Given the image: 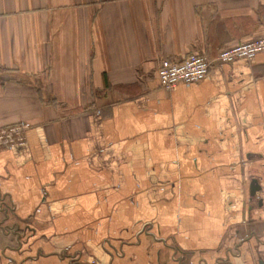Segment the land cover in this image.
I'll list each match as a JSON object with an SVG mask.
<instances>
[{"label": "crops", "instance_id": "0c3cea01", "mask_svg": "<svg viewBox=\"0 0 264 264\" xmlns=\"http://www.w3.org/2000/svg\"><path fill=\"white\" fill-rule=\"evenodd\" d=\"M258 36L264 0H0V264L264 262V52L156 73Z\"/></svg>", "mask_w": 264, "mask_h": 264}, {"label": "built area", "instance_id": "2783aa9c", "mask_svg": "<svg viewBox=\"0 0 264 264\" xmlns=\"http://www.w3.org/2000/svg\"><path fill=\"white\" fill-rule=\"evenodd\" d=\"M264 52V36L251 38L219 50L214 58L193 54L180 62L161 59L157 67L160 86L171 90L179 83L192 84L204 78L215 63L230 62L237 58L253 59ZM30 127L26 122H19L0 128V149L25 141V133ZM95 264V262H93Z\"/></svg>", "mask_w": 264, "mask_h": 264}, {"label": "water", "instance_id": "95a60500", "mask_svg": "<svg viewBox=\"0 0 264 264\" xmlns=\"http://www.w3.org/2000/svg\"><path fill=\"white\" fill-rule=\"evenodd\" d=\"M259 189L256 179H252L250 183V194L254 195L255 191ZM259 264H264V262L260 261Z\"/></svg>", "mask_w": 264, "mask_h": 264}]
</instances>
